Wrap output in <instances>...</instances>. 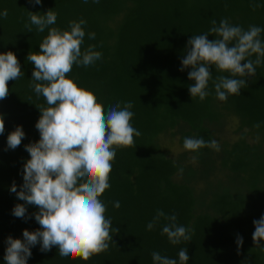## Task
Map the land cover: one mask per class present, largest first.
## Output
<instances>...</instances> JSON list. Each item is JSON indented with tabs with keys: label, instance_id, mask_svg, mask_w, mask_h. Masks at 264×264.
<instances>
[{
	"label": "trees",
	"instance_id": "16d2710c",
	"mask_svg": "<svg viewBox=\"0 0 264 264\" xmlns=\"http://www.w3.org/2000/svg\"><path fill=\"white\" fill-rule=\"evenodd\" d=\"M49 9L57 14L56 23L44 32L31 25L28 32L29 11L43 15ZM4 10L0 53L14 52L23 75L8 82L9 95L0 100L5 123L0 134V264H6L9 236L23 240V230L40 228L31 215L38 208L10 191L13 183L17 191L23 184V167L30 159L25 145L40 139L37 107H47L30 87L34 65L26 58L40 51L49 28L70 30V22L81 19L86 21L81 51L94 46L102 55L93 65L74 64L68 78L93 92L105 112L131 102V124L141 134L132 146L115 148L110 188L99 197L106 218L119 229L112 232L115 243L87 261L61 258L55 246L41 252L37 244L27 264H154L153 252L179 264L182 248L188 250L187 264H264V247L252 240L253 221L264 216V63L255 66L252 77H232L210 66L209 95L203 101L189 93L195 83L188 79L191 69L180 71L191 36L216 38L210 32L213 20L215 26L227 19L245 31L250 26L264 29V0H0V12ZM259 38L264 43V31ZM218 76L245 79L248 86L221 101L214 87ZM17 126L25 137L9 149L7 137ZM185 138L215 140L219 150H186ZM17 204H25L29 218L12 214ZM158 211L176 215V224L189 229L190 241L170 243L162 235L169 223L164 217L148 230ZM237 236L244 241L239 254Z\"/></svg>",
	"mask_w": 264,
	"mask_h": 264
},
{
	"label": "clouds",
	"instance_id": "9594fccd",
	"mask_svg": "<svg viewBox=\"0 0 264 264\" xmlns=\"http://www.w3.org/2000/svg\"><path fill=\"white\" fill-rule=\"evenodd\" d=\"M42 0H29V3L41 4ZM86 3L87 0H84ZM99 2V0H94ZM7 10L0 12L6 18ZM30 24L28 32L35 25L37 31L44 32L54 25L57 14L49 9L43 15L29 11ZM86 21L70 22V30L61 31L49 28L47 36L40 43V51L29 53L27 61L34 65L31 84L37 96H43L47 107L39 106L40 118L35 127L39 131L37 142L25 145L30 159L23 167V184L17 191L15 183L10 188L19 200L33 205L38 211L32 213L40 228L35 231L23 230V240H6L4 260L6 264H27L31 257V248L40 244L41 252H48L54 246L61 258L80 257L87 261L92 255L108 249L113 242L112 221L106 218V205L99 198L110 188L109 176L115 148L134 144V136L141 133L135 129L131 120L134 113L131 102L121 108L117 103L105 112L97 102L93 92L82 88L73 79L68 78L73 65H93L101 58V53L89 46L81 51L85 31L82 27ZM210 32L215 39L209 40V34L191 36L187 41L185 54L181 60L180 71L190 68L188 79L195 81L189 86L191 98L199 97L201 101L209 93L206 91L212 79L210 66L214 65L220 72L230 73L232 77H252L257 65L264 63V43L260 33L264 31L257 26H250L245 31L234 26L227 19L219 26L213 20ZM90 39L95 33L89 34ZM256 54V59L250 57ZM242 61L244 62L242 64ZM23 75L20 62L12 51L0 53V100L9 95L8 82ZM247 85L245 79L218 76L214 83L217 98L226 101L229 95H239ZM5 131L3 114H0V134ZM25 137L22 126H17L7 137V147L16 149ZM186 150L195 151L202 147L219 150L217 141L206 142L203 138H185ZM119 208V201L114 202ZM12 214L18 218H29L25 204H17ZM164 217L169 223L162 228L170 243L176 245L181 241H190L189 229L176 224V215L165 216L158 211L147 229L152 230L155 222ZM255 231L252 235L256 247L264 240V216L253 221ZM243 238L237 236V251L243 245ZM179 264H187V248L179 253ZM154 264H177L176 259L152 253Z\"/></svg>",
	"mask_w": 264,
	"mask_h": 264
},
{
	"label": "rangeland",
	"instance_id": "374dc122",
	"mask_svg": "<svg viewBox=\"0 0 264 264\" xmlns=\"http://www.w3.org/2000/svg\"><path fill=\"white\" fill-rule=\"evenodd\" d=\"M177 147H178V145H176V144L172 145V148L173 149H176L177 150Z\"/></svg>",
	"mask_w": 264,
	"mask_h": 264
}]
</instances>
